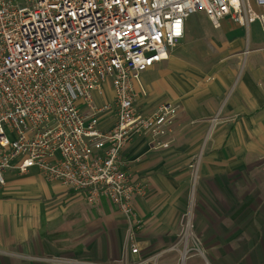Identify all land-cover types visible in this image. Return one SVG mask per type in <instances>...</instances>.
Returning <instances> with one entry per match:
<instances>
[{"label":"crops","instance_id":"1","mask_svg":"<svg viewBox=\"0 0 264 264\" xmlns=\"http://www.w3.org/2000/svg\"><path fill=\"white\" fill-rule=\"evenodd\" d=\"M252 8L262 10L254 4ZM191 16L185 36L175 45H182L179 57L168 55L134 81L136 105L142 114H150L163 103L181 108L168 147L157 146L150 134L141 133L122 152L133 179L146 186L145 195L135 201L142 220L139 253L131 252L126 215L107 199L92 204L85 194L47 180L36 169L24 174L8 170L7 184L0 190V264L149 259L154 264H168L167 260L178 264V246H172L179 234L183 204L177 198L187 190V165L198 148L204 161L200 187L212 194L211 199L202 200L203 205L224 209L217 217L218 225L209 230L215 239L211 264H264V199L256 204L252 193L239 195L240 186L246 185L242 176L255 173L264 161V29L260 21H253L261 25L259 39L252 37L253 22L247 28L235 27L230 32L235 35L229 43L231 58H190L189 43L198 36L186 33ZM228 19L234 20L225 17L215 26L221 27ZM147 72L153 74L146 77ZM113 100L114 90L107 83L105 95L97 102ZM213 114L223 116L224 122L214 130L211 126L208 134L211 129L212 133L204 140ZM116 117L115 110L102 114L101 126L110 128ZM162 243L170 247L162 249Z\"/></svg>","mask_w":264,"mask_h":264},{"label":"built area","instance_id":"2","mask_svg":"<svg viewBox=\"0 0 264 264\" xmlns=\"http://www.w3.org/2000/svg\"><path fill=\"white\" fill-rule=\"evenodd\" d=\"M199 11L216 26L231 17L264 29V0H0V190L8 170L36 169L89 203L105 198L126 215L131 252L139 253L135 201L146 186L122 152L141 133L168 147L181 108L163 103L142 114L134 81L168 58ZM107 83L114 100L98 103ZM111 110L116 121L105 129L100 116Z\"/></svg>","mask_w":264,"mask_h":264},{"label":"rangeland","instance_id":"3","mask_svg":"<svg viewBox=\"0 0 264 264\" xmlns=\"http://www.w3.org/2000/svg\"><path fill=\"white\" fill-rule=\"evenodd\" d=\"M256 11L262 12V10L258 9ZM199 12L201 13L191 16L187 22L186 33H197L198 35L191 44L189 43L190 58H231L230 54L232 50L229 47V43L235 35H230V32L237 26H242L243 28L246 26L247 28V22L240 24L237 21L235 22V20L228 19L222 23L221 27H216L204 12ZM250 29L253 38H262L260 23L253 22L250 24ZM185 40L186 37L183 42ZM181 46L177 45L172 47L169 55L173 54L179 57ZM150 74L153 73L147 72L146 77ZM210 79L211 77H208L206 81ZM223 120V116H218L217 114L212 115V118L208 120L204 140L210 137L212 129L214 130L216 125L222 124L224 122ZM211 126L212 129L208 134ZM200 153V148H198L193 157L189 159L187 165L189 169L187 190L177 198L180 204H183L180 208V223L177 229L179 234L176 243L172 246H178V250L176 251L178 253V264H211V249L213 244H215V239H213L212 233L209 230L218 225L216 223L217 217H220V213L224 211L222 207L203 205L202 200L205 202L206 199H211L212 194L211 191L208 193L205 190H201L200 187V170L204 162L202 159L200 160ZM255 170L256 172L252 175L242 176V181H245L246 185H239L242 187L239 195L240 197H244L252 193V200L256 204H259L260 200L264 199V161ZM158 197L160 198L161 196L159 195ZM221 242L222 239L220 238L219 244ZM166 247H170V244L166 245L162 243V249ZM173 261L175 262V260ZM167 263L172 264V261L167 260Z\"/></svg>","mask_w":264,"mask_h":264}]
</instances>
